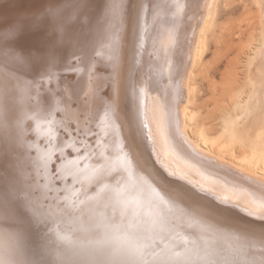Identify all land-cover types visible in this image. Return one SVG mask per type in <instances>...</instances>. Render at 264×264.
I'll return each instance as SVG.
<instances>
[{
	"label": "bare ground",
	"instance_id": "1",
	"mask_svg": "<svg viewBox=\"0 0 264 264\" xmlns=\"http://www.w3.org/2000/svg\"><path fill=\"white\" fill-rule=\"evenodd\" d=\"M133 1L125 0L126 31ZM253 2L258 32L245 61V96L233 95L217 115L218 132L210 134L196 124L191 104L217 0H178L181 8L174 5L169 22L166 0H154L153 7L146 0L141 25L150 13L155 22L135 57L137 72L131 80L123 66L125 31L113 61L100 48L112 23L111 0H0V64L7 69L0 72V254L20 264H78L87 255L106 258L116 252L124 264H135V246L147 236L154 238L145 250L147 264H170L164 251L169 245L176 252L190 249L193 264H245L252 253L258 254L264 222L247 212L257 210L264 187V0ZM50 5L74 17L65 37L74 46L57 43L59 34L43 15ZM16 26L14 37H3ZM9 50L38 57L55 53L59 80L42 78V62H33L27 71L10 63L3 55ZM97 50L104 54L95 57ZM90 58L96 60L93 72ZM70 60L75 73L66 71ZM8 71L21 82L32 81L30 90L21 91ZM105 106L111 108L110 134L100 131ZM38 108L43 113L59 108L56 120L81 134L89 129L96 133L91 146L77 134L87 151L64 157L66 162L79 155V167L87 165L91 181L60 178L63 166L56 158L45 173L40 153L68 141L64 131L51 143L38 135L35 121L28 119ZM158 123L166 129L167 143L156 134ZM97 193L99 199H86ZM28 200L55 216L37 222ZM100 213L119 229L108 230L105 237L104 230L90 227L94 221L89 217ZM81 222L88 230H81ZM57 231L70 242L59 239ZM171 264H185L184 258H173Z\"/></svg>",
	"mask_w": 264,
	"mask_h": 264
},
{
	"label": "snow or ice",
	"instance_id": "2",
	"mask_svg": "<svg viewBox=\"0 0 264 264\" xmlns=\"http://www.w3.org/2000/svg\"><path fill=\"white\" fill-rule=\"evenodd\" d=\"M175 7L179 11L181 8V5L179 3H175ZM79 7V4L77 5ZM107 8L111 12L112 16V23L109 27L108 33L106 35V42H102L100 44L101 49H107L108 55L107 59L111 62L114 59V52L116 51V48L119 44L122 42L121 32L126 30L124 29L125 24V17L127 15L126 9L127 5L125 3V0H111V3L107 5ZM148 5L144 2V0H139V2L136 5V13L132 20L131 24V39L133 46L136 51V55L140 54V51L144 49L145 46V31H146V25L144 27L140 28L139 33H137V28L140 24L141 20V14L145 11H147ZM121 13L124 15L122 16ZM43 15H47L52 20V30L53 32H56L59 34V40L58 44L63 45L64 43H70L75 45L76 42L72 41L70 38L66 41L65 37L67 35V25L70 22L71 19L74 17H66L62 15V9L55 5H50L45 13ZM19 30V26H16L12 29H10L8 32L3 33L4 38H11L14 37ZM104 53L100 50L95 51V57H100ZM3 55H5L8 58V61L10 63H13L15 65L20 66L24 70H30L33 62H42V64L45 67L44 72H42V78H46L47 82H51L53 79L59 80L58 72L56 71V66L58 63V57L55 53L49 52L46 56L38 57V56H25L21 53L9 50L8 52H5ZM72 57L75 58L76 62L80 61V57L76 56L75 52L71 53ZM90 72H93L95 70L96 60L94 58H90ZM6 65L0 64V72L6 71ZM66 71L69 73H75L76 68L72 61L70 60L68 64L66 65ZM8 75L11 79H15L17 81V86L20 88L21 91L27 92L30 90V87L32 86V81H23L21 82L19 77L15 74V72L8 71ZM91 80V77H90ZM36 87H39V84H36ZM118 83L116 84V89L118 91ZM141 94H144V89H141ZM61 111L59 108H56L53 111H48L46 113L41 112V110L38 108L37 111L33 114V116L28 117L30 120L35 121V129L38 133V135H41L43 137H47L49 140V143L52 142L53 139L56 138L58 135V131H64L65 132V138L68 141L65 143L62 147L56 146L55 150L48 149L44 152H41L38 159L41 162V166L43 167L45 173L47 174L49 170L50 162H53L54 158H56L63 166V172L64 176L60 177L63 179H67L68 177H71L73 180H78L80 176H85L86 179L91 181L93 177L91 175H85L87 170V165H85V169H80V156L77 155L75 158H70L66 162L64 161L65 155H68L72 151H74L77 154H81L87 151V146L82 147L79 145H82L83 140H88V146H91L92 140H95L96 133L92 132L91 129H89V132L82 133L79 128L71 129L69 127V124L64 123L62 120L58 121L56 120L55 116L56 114ZM111 108L110 106H105V110L103 115L100 117V131H103L105 134L108 133V128L111 123L110 118ZM77 123L79 121L77 120ZM42 124H46V128H42ZM143 128L148 129V139H153V130L150 127L148 122L143 123ZM77 134H81L83 137V140H78ZM91 134V135H90ZM156 134H158L161 138L165 139V143H167L166 139V129L162 124H157L156 127ZM87 159V157H85ZM65 165H71L74 167H69ZM61 169H57V174L59 175V172ZM141 183H143V180L141 178ZM72 195H76V192L73 191ZM100 193H97L94 197H87V200H93V199H99ZM67 198V197H66ZM81 203H85V201H81ZM27 206L32 212L33 217L36 219L37 222H42L49 217H54L55 212H53L51 209L45 211L43 209V206L38 204L37 202L28 200ZM247 215L249 216H255L259 218L262 222H264V187H262L260 191V203L258 204L256 211H248ZM90 221H94L90 225V227L99 228L104 230L105 237L107 236V232L110 229H119L120 225H114L111 224L108 221V218L105 217L102 213L100 214H93L89 217ZM132 227V225H129ZM81 230H88V228L83 224V222L80 223ZM253 235H256V233H253ZM259 244L260 249L259 253H252V258L245 262V264H264V228H262L259 232ZM57 236L61 240L69 241V237L65 235H61L59 231H57ZM149 241L154 243V238L152 236H147L144 238L143 242L137 243L134 250V255L136 257L135 264H147V262L144 260L145 256V250L151 247V244ZM70 242V241H69ZM252 247H255V242L251 245ZM165 251V255L168 256V260L171 264L173 261V258L176 257H183L185 264H193L192 260V253L190 249L185 248L183 252H176L174 251V246L169 245ZM119 256V253L114 252L110 257L106 258H99L97 255H87L84 259L78 262V264H124L122 260L117 259L116 257ZM0 264H20L19 261H13L9 258H7L6 255L0 254ZM204 264H209V262L204 261ZM224 264H232L230 261H225Z\"/></svg>",
	"mask_w": 264,
	"mask_h": 264
},
{
	"label": "rangeland",
	"instance_id": "3",
	"mask_svg": "<svg viewBox=\"0 0 264 264\" xmlns=\"http://www.w3.org/2000/svg\"><path fill=\"white\" fill-rule=\"evenodd\" d=\"M177 1L175 0V3ZM138 2L139 0H134L131 5L132 13L129 11L123 41L125 52L123 66L130 80L137 72L136 51L131 39V21L135 16V5ZM144 2L146 3V0ZM148 2L150 7H153L154 0H147ZM174 5V0H166L167 22L174 17ZM154 17V13L147 17L145 41L150 38ZM257 23V9L253 0H217L214 16L205 34L204 51L193 78L195 90L191 108L201 131L217 133L219 128L217 115L220 111L231 103L234 94L241 93L245 96L247 82L245 61L251 51L250 48L255 44L252 38L258 32ZM141 24L140 22L137 33L142 27Z\"/></svg>",
	"mask_w": 264,
	"mask_h": 264
}]
</instances>
